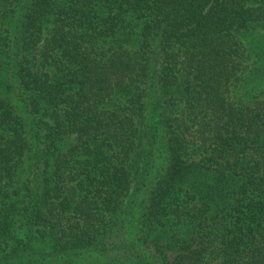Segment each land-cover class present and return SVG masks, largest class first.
Instances as JSON below:
<instances>
[{"label": "trees", "instance_id": "16d2710c", "mask_svg": "<svg viewBox=\"0 0 264 264\" xmlns=\"http://www.w3.org/2000/svg\"><path fill=\"white\" fill-rule=\"evenodd\" d=\"M0 264H264V0H0Z\"/></svg>", "mask_w": 264, "mask_h": 264}]
</instances>
